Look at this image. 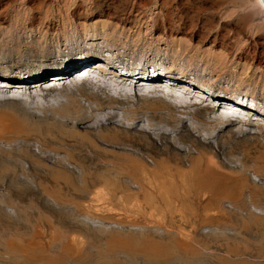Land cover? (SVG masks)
<instances>
[{
    "label": "rangeland",
    "instance_id": "rangeland-1",
    "mask_svg": "<svg viewBox=\"0 0 264 264\" xmlns=\"http://www.w3.org/2000/svg\"><path fill=\"white\" fill-rule=\"evenodd\" d=\"M81 1L47 0L44 12L55 20L57 29L48 31L43 27L33 31L28 19L30 0H17L9 12L10 21L0 24V74L14 78L39 77L70 68L67 76L72 77L84 70V63L91 61L88 65L92 67L91 72L81 80L54 81L50 77L45 81V84H50L48 88L43 83L23 95L30 103L41 104L43 113L55 102L57 87H75L83 81L91 82L89 78L93 76H99V83L103 86L108 80L106 68L117 75L121 70L129 69L145 75V79L182 80L184 85L195 90V97H188L189 101L199 102L203 107L206 105L213 111V116L225 114L229 115L228 118L234 117L235 122L226 129L222 127L209 135L204 133L206 141H201L198 146L206 147L207 141H219L222 148L215 155L217 167L237 180L226 191L227 194L191 185L182 187L176 184L177 181L189 179L193 182L200 176L199 172L192 171L199 156L195 147L194 153L187 156L183 150L192 147L190 144L178 143L177 147L167 143V146L173 145L170 150L172 148L171 151L179 156L178 160L163 151L165 147L161 145H157L155 150L132 142L136 146L141 145L140 152L145 150L142 152L144 156L139 157L132 150L139 152L138 149L129 145L132 143L121 134L118 137L129 143L124 145L125 148L103 144L101 150L129 153L132 158L136 155L134 158L139 157V161L154 170V174L127 175L122 169L110 171L104 166L103 172L84 179L78 168L66 171V166H60L54 160L55 156L67 159L69 168L76 164L68 157L76 150L73 143L59 141L64 131L59 123L49 119L19 121L11 117L20 122V129L23 128L16 133L0 132V201L7 198L13 192L11 190L20 191L18 189L29 180L33 193L30 191L32 195L29 193L30 198L24 202L15 200L4 207L14 219L23 221L19 227H8L0 221V264H264V67L254 60L247 63L239 59L241 50L248 48L250 42L244 39L232 55L225 57L226 64L218 68L215 62L222 54L219 48L213 49L209 44L192 43L189 48L184 45L182 64L192 62V66L186 69L173 65L171 60L172 52L176 50V39L169 37L167 30L161 32L166 9H162L160 0H153L149 5L143 3L138 8L129 7L130 18L126 24L107 21L106 31L97 37L83 32L80 22L66 18ZM150 67L153 73L149 75ZM110 75L109 72L108 77ZM6 90L0 87V92ZM130 93L134 97L133 103L125 105L123 110L113 111L118 113L120 117L117 119L121 118L123 125L150 129L155 126L150 125L147 116L160 111L169 122L175 120L150 99L144 102L139 92L130 90ZM162 93L153 94L165 95ZM217 98L223 99L227 108L238 110L232 113L224 111L226 108L218 109ZM82 103L88 105L84 98ZM202 112L203 108H199L196 113L186 115L192 127H201L195 117ZM47 113L50 117L52 111ZM132 114L137 118L130 119ZM91 123L95 124L90 122L87 125ZM155 128L156 132L166 129ZM170 128L173 136L176 130ZM53 130L59 132L58 139L48 142L55 149L49 148L48 142H43V137ZM131 132L139 133L136 130ZM157 148L165 154L159 152L158 155ZM35 149L47 152L48 157L36 159ZM28 150L30 158L26 156ZM21 152L26 153L22 155L27 158H23ZM150 153L155 155L154 158L160 156L166 161L153 158L154 161ZM20 159H26L28 167L34 162V165L43 162L46 169L35 172L33 165L26 174L23 169L26 165H23L24 160L21 164ZM177 165L182 171L175 169ZM167 167H174V170L163 173V168ZM54 170L56 175L51 173ZM57 176L68 178L62 180ZM154 179L166 184L152 185ZM48 187L66 192L77 190H71L77 198H71V201L62 197L50 199L46 195L52 192ZM79 192L84 197H79ZM68 195L69 198L72 196ZM229 195L231 199L226 197ZM53 209L58 212L66 210L63 212L66 214L71 211L79 217L86 215L92 225L105 230V233L87 240L75 228L65 230L60 222L53 219ZM25 217L28 218L24 220Z\"/></svg>",
    "mask_w": 264,
    "mask_h": 264
},
{
    "label": "bare ground",
    "instance_id": "bare-ground-1",
    "mask_svg": "<svg viewBox=\"0 0 264 264\" xmlns=\"http://www.w3.org/2000/svg\"><path fill=\"white\" fill-rule=\"evenodd\" d=\"M16 1L17 0H0V24H5L10 21L9 12ZM133 1H136V3L132 4ZM30 2L31 9H29L30 12L28 14L30 28L34 31V29L38 30L44 27L48 31H55L57 29L55 20L44 12V6L47 0H30ZM160 2L162 9H166L161 32L167 30L169 37H175L174 39H176L174 40V47H176V50L172 52L173 55L171 56L173 65H181V67L183 66L186 69L190 68L192 66L191 60L187 64H185V62L182 64V60H184V45L189 48L193 45L192 43H197L199 45L209 44L213 49L219 48L222 51V54L217 56L215 62L218 68L220 65L226 64L225 57L227 55H232L235 49L240 47V43L246 39V41L250 42V45L248 48H241L242 52L239 54V59L245 60L247 63L254 60L257 65L264 67V4L261 0H160ZM143 3L149 5L153 3V0H83L67 14V17H64L75 19L80 22L83 25V32L90 33L91 36L97 37L106 31L108 24L105 23H108L107 21H115L117 24H126L130 18L128 11L129 7L138 8L137 6ZM90 27L91 32L89 31ZM254 36H256V38H254ZM89 63H91V61L84 63V70L72 77L67 76L70 68L46 73L39 77L29 76L26 78H14L5 77L0 74V87H5L7 89L6 91L0 92L1 95H5H0V132L16 133L22 131L23 127L20 129V122H15L11 117L19 121L20 119H25L34 122L39 119H44L43 121L49 119L59 123L64 129V131L61 132L62 139L59 138V141L63 140L62 142L64 143H73L72 146L76 150L69 153L68 157L75 161L76 164L73 165L72 168H69L68 166L70 165L66 161L67 159L65 160L62 157L55 156L54 160L60 166H66V171H73L75 168L76 170L78 168L79 171L81 170L84 177L97 172H103L104 166L109 167H105V170L110 171H121L122 169V171H126L127 175H140V173L144 172H149L150 174L154 170L148 168L145 163L140 162L138 159L141 155L144 156L143 153L145 150L139 151V149L142 150L141 145H146L154 149L157 145H161L165 147L163 151L165 150L168 152L173 159L179 160V156L171 151L172 148L170 150V147L173 145L167 146V143L176 144V146L178 143L179 145L190 144L193 148H186L183 151L189 156L194 153L193 150L196 148L199 156L196 159L197 161L194 162L195 166L192 171L199 172L200 176L197 179H194L195 177L192 178L194 179L193 182L188 179L182 182L177 181L176 184L182 187L191 185L202 190H211L216 193H225L229 187L234 184L237 179H233L230 174H226L222 169L217 167L218 163L215 159V155L216 152L222 148V144L217 140H212L206 142V147L198 145L201 141H206L204 133L209 135L222 127L226 129L227 126L233 125L235 119L232 116L228 118L229 115L225 114L220 117L213 116V111L206 108V105L203 107L199 102L189 101V99L195 97V90L193 87L184 85V81L182 80L177 78H164L163 80L162 77H150L145 79V75L143 76L138 72H130L127 70H121L119 75H117L110 68V70L106 68L105 70L108 72L105 73V76L108 80H105L103 86L99 83V76H93L89 78L91 82L83 81L78 83L75 87H57L59 89L54 97L55 102H53L51 106L45 108L44 113L42 112L43 106L41 104L34 105L30 103L29 100L24 99L23 95L27 94V91L37 89V87L41 86L43 83L44 86L48 88L50 84H45V81L50 79V77H52L51 79L54 81L65 80L66 82H72L73 80H81L89 74V71L91 72L92 67H89ZM109 72L111 75L108 77ZM130 90L137 91V94L139 92L138 95L142 97L144 102L150 99L151 102L157 104L159 109L166 110L175 120L169 122V120H167L168 117L164 113H161V111L153 115L149 114L147 118L150 125L166 128L162 129L160 132L154 131L156 129L155 127L147 129L134 125H123L122 119H117L120 117L118 113H113V111L116 109L118 111L123 110L125 105L127 106V104L133 103L134 97L133 94L130 93ZM161 91L163 92L162 94H165L163 96L166 98L162 95L153 94ZM10 93L21 96L9 95ZM82 98L88 101V105L82 103ZM61 99H66L67 101L63 102ZM215 103L218 109L226 108L224 111L235 113V111L238 110L237 108L234 109V107L229 108L230 106L227 108V103L221 98H217ZM57 106H59V110H57ZM199 108H203V112L195 118L199 121L198 123L201 127H192L186 120V117L190 113H196V110ZM47 111H52L50 117ZM136 118L134 114L130 116L132 120ZM90 122H95V124L91 123V125H87ZM170 127L176 130L173 136L168 129ZM133 130L139 133H132L131 131ZM58 133L59 132H54V130L51 132L49 131V133L43 137L44 144L48 141H52L51 143H53V141L55 142L58 139ZM119 134L128 139L130 143L135 142L141 145L136 146L135 143L129 144L125 139H120L118 137ZM47 144L49 148L55 149L50 146L49 142ZM103 144H111L116 147H124V145L128 144L132 145L138 149L139 152L135 149L132 150L137 153V155L139 154V157H137L136 160L134 158L136 155L132 158L131 156L129 157V153V155H126L124 152H104L101 150ZM35 150L36 153L34 155L36 159L39 157L44 160L48 157L46 154L47 152L41 149ZM157 151L158 155L159 152L165 154L161 149L159 150L157 148ZM26 153V156H28L30 151ZM22 154L25 155L21 152L22 157ZM162 154L160 155L162 156ZM151 155H153V159L155 155ZM17 157L21 158L20 154L19 156L17 154ZM110 157H113L115 161H111ZM159 157L157 156V158L154 159H158ZM29 158L27 160H29ZM23 160L24 159H20L21 164ZM27 160H24L23 165ZM159 160L161 159L159 158ZM162 160L166 161V158ZM37 162L39 161L36 160V163ZM32 163L33 161L30 165H32ZM23 165L20 166L22 167ZM25 165L26 166L22 168L24 169V173L27 174L33 165L29 166L30 168L28 167L29 164L27 165L26 163ZM203 166H205L204 169ZM22 168L20 169L23 170ZM173 168H163L164 170H162V172L172 171L174 170ZM41 169H46L43 162L33 166L35 172ZM175 169L179 170V165H177ZM180 170L182 171V169ZM197 172H195V174ZM201 172L203 173L201 174ZM51 173L55 174V170ZM152 174H154V172ZM230 177L232 179H229ZM84 179H87V177ZM29 181H27L28 184L25 183V185L21 183L24 186L18 189L20 191L16 189L19 193L16 192L15 189L11 190L13 192L8 194L7 198L3 197L0 201V207H2L0 208V221L8 227H13L15 225V227H19L23 220L14 219V216L11 214L9 215L4 207L10 206L15 200L23 201L24 199L26 200L27 197L30 198L28 194L32 192L30 189L33 188H30L31 183ZM19 183L20 182H18V184ZM66 183L70 184L71 182ZM151 184L156 186L166 183L162 181L158 182V180L154 179ZM226 197L231 199L230 195ZM256 209L259 210V208ZM65 211L58 212L56 210L53 217V219H56L62 224L65 230L75 228L81 232V236L84 235L83 237L88 238L87 240L95 237L99 238L105 233V230L101 231L98 226L92 225L90 223L91 220L86 215L79 217L76 213L71 214V211L68 214L63 213ZM256 212L259 211L256 210ZM27 218L28 217H25L24 220Z\"/></svg>",
    "mask_w": 264,
    "mask_h": 264
},
{
    "label": "crops",
    "instance_id": "crops-1",
    "mask_svg": "<svg viewBox=\"0 0 264 264\" xmlns=\"http://www.w3.org/2000/svg\"><path fill=\"white\" fill-rule=\"evenodd\" d=\"M70 177V176H69ZM57 178H61L62 180H64V178H68V177H62V176H57ZM54 179V178H53ZM55 180V179H54ZM57 181V180H56ZM43 185V184H42ZM45 187H46V184H45ZM49 188V190H51L52 192H48V194H46L47 195V197L48 198H50V199H58L59 197H62V198H64V200L65 201H67V200H69V201H71V198L72 199H76L77 198V195H74L73 193H72V191L71 190H73V189H70L69 191H65V190H63V191H59V190H61V189H53L52 190V187H48ZM73 191H77V190H73ZM79 191V190H78ZM68 194H70V195H72L70 198H69V195ZM79 197H84V195H82L80 192H79Z\"/></svg>",
    "mask_w": 264,
    "mask_h": 264
},
{
    "label": "clouds",
    "instance_id": "clouds-1",
    "mask_svg": "<svg viewBox=\"0 0 264 264\" xmlns=\"http://www.w3.org/2000/svg\"><path fill=\"white\" fill-rule=\"evenodd\" d=\"M149 69H150V68H149ZM125 70H126V69H125ZM127 70L129 71V69H127ZM152 70H153V68H152ZM152 70H151V72H149V75H150L151 73H153Z\"/></svg>",
    "mask_w": 264,
    "mask_h": 264
},
{
    "label": "water",
    "instance_id": "water-1",
    "mask_svg": "<svg viewBox=\"0 0 264 264\" xmlns=\"http://www.w3.org/2000/svg\"><path fill=\"white\" fill-rule=\"evenodd\" d=\"M261 2L264 4V0H261Z\"/></svg>",
    "mask_w": 264,
    "mask_h": 264
}]
</instances>
